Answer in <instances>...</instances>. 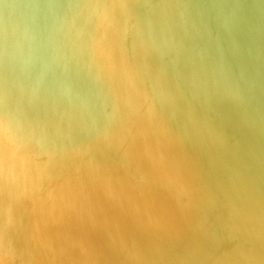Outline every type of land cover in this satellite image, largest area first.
<instances>
[{"label":"water","instance_id":"water-1","mask_svg":"<svg viewBox=\"0 0 264 264\" xmlns=\"http://www.w3.org/2000/svg\"><path fill=\"white\" fill-rule=\"evenodd\" d=\"M0 264H264V0H0Z\"/></svg>","mask_w":264,"mask_h":264}]
</instances>
